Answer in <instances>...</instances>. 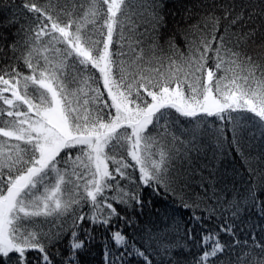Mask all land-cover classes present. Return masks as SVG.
Masks as SVG:
<instances>
[{
    "label": "snow or ice",
    "instance_id": "snow-or-ice-1",
    "mask_svg": "<svg viewBox=\"0 0 264 264\" xmlns=\"http://www.w3.org/2000/svg\"><path fill=\"white\" fill-rule=\"evenodd\" d=\"M237 6L197 0L201 12L187 8L185 27L170 30L163 0L0 4V264H56L51 249L65 237L60 264H79L94 228L107 230L117 218L136 223L114 204L143 211L137 171L157 194L197 185L191 203L183 195L180 202L203 206L210 217L208 201L224 208L227 185L217 184L225 145L256 181L224 211L233 219L253 208L264 216V167H251L254 159L264 166V152L246 153L256 136L251 129L264 140V26L252 27V14ZM193 219L201 217L193 212ZM221 232L236 235L227 221ZM110 236L111 243L102 240L105 264H127L132 256L152 264L122 229ZM218 236L203 237L198 264H233L237 246L235 264H264V242L254 232L250 245H226ZM144 239L170 252L162 233L147 230ZM225 252L223 260L210 259Z\"/></svg>",
    "mask_w": 264,
    "mask_h": 264
},
{
    "label": "trees",
    "instance_id": "trees-1",
    "mask_svg": "<svg viewBox=\"0 0 264 264\" xmlns=\"http://www.w3.org/2000/svg\"><path fill=\"white\" fill-rule=\"evenodd\" d=\"M5 0H0V4H3ZM10 3L22 5L23 0H9ZM81 3H86L87 0H80ZM197 0H163L165 5L163 12L166 17L167 27L172 29H182L185 27L186 9L191 7L194 12H201V9L195 7ZM238 5L236 11L241 9L240 4L246 6L245 16L249 13L252 14L253 23L252 27L261 28L264 26V0H235ZM217 15L221 13L217 11ZM91 27V25H88ZM177 45L182 52H186L187 48L184 43V38L179 35L177 38ZM26 71V70H25ZM256 132L255 138L251 139L249 143L250 148H246V153H250L252 157H259L261 152H264V140L260 137V132L257 129H251ZM246 139L248 138V132L244 133ZM228 139L231 140V133H228ZM224 156L220 162V173L223 176L221 183L217 184V187H224V208H227V201L233 199L234 195L237 199H241L247 194V188L249 183L256 181L255 175L249 173L248 166L241 159V156L234 150V148L225 145ZM197 154L192 153L195 157ZM159 159L157 155L154 157ZM178 163V161L173 162ZM111 167V166H110ZM253 169L258 167H264L259 164L258 159H254L251 163ZM234 170H238L242 175H235ZM204 175H208L205 170ZM252 176V180L249 181V176ZM137 183L140 184L141 199L144 201L145 206L143 211H139L136 208H125L123 205L114 204V207L125 218L135 217L136 223L132 226L125 225L124 220L114 219L106 230L103 227L94 228L95 241L90 244H86V251L81 253L78 257L79 264H105L104 247L102 240L107 238L111 243V231L122 229L123 234L129 241H132L141 251H146L152 264H198L199 257L206 250V245L203 242V237L218 233V239L226 244H233L235 240H239L241 244L247 239L249 245L252 242L253 232L258 242H264V216L258 214L253 208L252 210L245 209L239 216V219H233L231 217V211H224V208L217 207L215 201H208V204L212 206L215 213L209 217L208 213L202 206L199 209L185 208L180 202L181 195L184 196V200L191 203L190 197L192 196L191 189L195 192H200L197 185L193 184L189 190L181 193L179 190L176 192H165L163 188L159 190V194L153 192L152 188L143 186L138 177L139 173L136 172ZM194 179L198 180L199 177ZM259 198L264 200V191L258 193ZM151 201V203H148ZM83 211L88 213L91 209L85 206ZM107 211V209H105ZM193 212L201 220L197 223L193 219ZM232 223L235 226L236 235L232 236L226 232H221V225L225 222ZM259 225V227H256ZM48 226H45L47 230ZM84 227H88L87 222L84 223ZM191 228V238L188 233V229ZM147 230H151L154 233H162L165 236L163 243L170 246V252L162 251L157 243H151L149 245L144 239V233ZM211 243V240L209 241ZM249 251L251 249H244ZM51 251L56 253V264H60L61 260H65L68 254L67 249V237L52 247ZM240 251V247L233 251L230 259L235 264L236 254ZM255 254L259 256V248L254 250ZM35 253H29L30 258ZM227 252L219 254L217 259L223 260L227 256ZM264 258V257H261ZM127 264H146L142 257L132 256L127 259Z\"/></svg>",
    "mask_w": 264,
    "mask_h": 264
}]
</instances>
